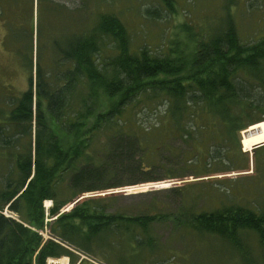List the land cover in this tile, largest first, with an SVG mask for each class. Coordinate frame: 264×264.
<instances>
[{"label": "trees", "instance_id": "1", "mask_svg": "<svg viewBox=\"0 0 264 264\" xmlns=\"http://www.w3.org/2000/svg\"><path fill=\"white\" fill-rule=\"evenodd\" d=\"M114 2L0 0V15L17 21H4V43L28 71L0 111V264H259L264 210H196L185 205L193 183L114 189L209 175L211 162L242 166L240 131L264 123V33L243 41L227 9L199 29L181 23L159 50L134 47ZM156 2L146 17L174 9ZM143 93L155 116L145 127L126 115Z\"/></svg>", "mask_w": 264, "mask_h": 264}, {"label": "rangeland", "instance_id": "2", "mask_svg": "<svg viewBox=\"0 0 264 264\" xmlns=\"http://www.w3.org/2000/svg\"><path fill=\"white\" fill-rule=\"evenodd\" d=\"M156 1L157 0H115L113 4L115 11L124 20L129 29L134 47L147 43L150 45L151 49L159 50V48L163 46L164 37L172 36L181 23L189 22L195 29H199L200 26L205 23L218 21L219 18L225 16L227 9L233 14L238 34L243 41L254 40L264 33V0H174L175 5L173 11H167L165 9L159 10L162 13V17L158 19L146 17L143 14L142 8L144 6L155 5L157 3ZM1 15L0 111L5 113L7 108H9L7 102L26 88L28 71L15 52L16 44L4 43L5 32L8 30L7 24L4 21L8 19L9 15H7L6 12L7 16L4 15L5 19ZM18 17L20 18L19 13ZM15 18H17V14ZM9 20L14 24L17 22L11 17H9ZM17 20L19 21L20 19ZM23 24L27 28L29 24L27 19L26 21L23 20ZM14 31V38L17 39L21 37V39L24 40L22 46L24 49L26 47L27 50L28 46H30L28 43L29 38L23 34V32H19L20 30ZM25 43H27L26 46ZM140 95H142L141 97L144 96V100L139 101L136 99L131 104V108H127L126 115L135 119L136 123L142 127H145L155 121V116L150 110H146L147 107H145L147 104L146 102H149L146 100L149 94L143 93ZM155 103H160L158 104V109H162L161 101ZM244 130H247V133L244 132ZM239 136L240 149L246 154V157L233 160L235 164H242L239 168L227 170V167H229L227 160L226 162H211L210 168L213 172H210L209 175L198 177L191 175L188 170L184 172V176L179 177V179H163L154 182L124 185L114 189V191L136 193L152 188L173 185V182L179 185L193 183L191 187H187L185 192L187 200L185 203L186 206L193 205L196 210H211L229 204H238L250 207L253 210L263 211L264 148L259 151L260 157L255 161L252 157L254 152L252 147L259 142H261L259 143L260 146L264 145V123L260 121L247 126V128L240 131ZM174 144L176 145L174 146L175 152L178 150L182 152L186 149V145L180 140L174 142ZM246 163L247 166H243L246 165ZM197 164L198 166H195L196 171L202 167V161H199ZM43 205L48 207L50 201L44 200ZM4 213L6 215L10 214L8 211H4ZM252 240H254V238ZM225 254L227 255L228 252L226 251ZM82 257L86 259L82 264H102L92 258L86 256ZM204 258L205 257L202 255L194 264L208 262L203 261ZM178 262H180V260L176 257L175 259L168 260L167 263L178 264ZM66 264H70L68 259ZM181 264L189 263L188 261L186 263L182 260ZM259 264H264V261L261 260Z\"/></svg>", "mask_w": 264, "mask_h": 264}, {"label": "water", "instance_id": "3", "mask_svg": "<svg viewBox=\"0 0 264 264\" xmlns=\"http://www.w3.org/2000/svg\"><path fill=\"white\" fill-rule=\"evenodd\" d=\"M260 143H261V142H260ZM258 146H260V144H259V143H256V144L253 145L252 149H253V148H256V147H258Z\"/></svg>", "mask_w": 264, "mask_h": 264}]
</instances>
